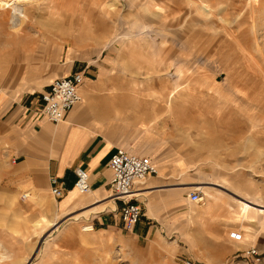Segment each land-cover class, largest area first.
<instances>
[{"label": "rangeland", "instance_id": "374dc122", "mask_svg": "<svg viewBox=\"0 0 264 264\" xmlns=\"http://www.w3.org/2000/svg\"><path fill=\"white\" fill-rule=\"evenodd\" d=\"M24 6L33 21L20 31L9 24L10 12L0 10V100L5 87L12 96L37 92L61 76L70 47L76 58L111 57L134 82L136 103L171 91L174 114L163 117L189 148L183 154L189 163L184 173L169 169L163 176L179 190L174 198L138 197L146 213L141 224L152 227L144 236L126 230L118 212L112 224L92 231L74 214L29 216L25 193L11 181L14 126L10 112H0V264H256L243 255L255 246L235 249L242 242L229 233L254 229L241 219L242 202L264 205V119L250 113L259 106L241 101H251L254 84L264 89V0H30ZM193 191L199 202L190 199ZM255 208L248 217L254 221Z\"/></svg>", "mask_w": 264, "mask_h": 264}, {"label": "crops", "instance_id": "0c3cea01", "mask_svg": "<svg viewBox=\"0 0 264 264\" xmlns=\"http://www.w3.org/2000/svg\"><path fill=\"white\" fill-rule=\"evenodd\" d=\"M71 49L67 66L60 75L84 71V82L80 87L82 100L59 123L51 122L42 114L40 98L61 76L45 83L37 92L19 91L12 96L6 93L5 87L0 112H10L14 126L15 165L12 166L11 181L18 193H28L23 207L29 216L58 219L74 214L73 217L86 219V223L105 227L114 222L121 205L120 201L111 198L110 190L113 177L110 160L118 148L149 157L159 165V175L150 176L137 186L141 190L138 197L149 193L172 198L179 190L164 184L163 176L169 169H178L181 173L187 171L189 159L183 154L189 148H183L182 141L174 139V129L163 117L174 114L173 97H169L171 91L151 94L136 103L134 82L112 65L111 57L76 58L74 47ZM202 156L203 150L197 155L198 161ZM78 166L90 174V193L80 194L76 188L75 169ZM53 178L58 179V185L64 190V196L60 198L52 193ZM240 206L241 219L252 223L254 229L244 231V240L235 249L257 247L263 256L261 264H264V222H260L264 213L259 214V208L254 207L258 214L254 221L248 218L251 210ZM145 215L144 212L143 217ZM151 231L149 223L142 225L140 221L133 232L144 236Z\"/></svg>", "mask_w": 264, "mask_h": 264}, {"label": "built area", "instance_id": "2783aa9c", "mask_svg": "<svg viewBox=\"0 0 264 264\" xmlns=\"http://www.w3.org/2000/svg\"><path fill=\"white\" fill-rule=\"evenodd\" d=\"M84 82V71H78L68 76L56 78L49 86L48 91L42 93V114L51 122L59 123L67 114L82 100L80 87ZM113 177L110 184L111 198L120 201L118 212L121 214L123 226L128 231H134L137 224L144 215V209L138 199L135 189L140 183L150 176L158 174V166L153 160L146 156H139L124 148H118L110 160ZM77 180L76 188L82 194L92 191L90 174L87 169L78 166L75 169ZM54 196H64V190L58 185V179H52ZM23 199L28 194H23ZM193 202L201 200L200 192L193 191L190 194ZM94 225L87 223L83 230L92 231ZM230 239L243 242L244 234L239 230L229 233ZM244 257L251 259L254 263H261L263 256L255 247L245 250ZM184 264H197L195 261L185 259Z\"/></svg>", "mask_w": 264, "mask_h": 264}, {"label": "bare ground", "instance_id": "6f19581e", "mask_svg": "<svg viewBox=\"0 0 264 264\" xmlns=\"http://www.w3.org/2000/svg\"><path fill=\"white\" fill-rule=\"evenodd\" d=\"M256 2H254L253 4L251 3L252 4V9H251V18L252 19L254 18V9H255ZM29 3H30V0H0V10H8L10 12L9 13V24L13 28L16 27L15 31H20V29L24 26V24L27 21H29V20L30 21H33V15L31 14V16H29L28 14H26V11H25V6L24 5H27ZM205 10H208L209 11L208 13H211L212 10L214 12V9L210 8L208 5H205ZM220 20H218V21H220ZM243 50H244V48H243ZM250 66H251V64H250ZM260 73H261V71H260ZM261 78H263V77H261ZM262 88H263L262 83H260V84H254L253 89L255 90L256 94L253 95V94H251L252 92H250V93L247 94V97H248L247 100H250L251 99V101H243V100H241V101L243 102L244 105L249 106V107H251V106H254V107L259 106V109H257V111H251L250 113L255 112V114H257L256 115L257 117H261L262 119H264V96H263L264 89H262ZM211 92L216 95V93L218 91L213 90ZM242 99H245V98H242ZM247 112H249V111H247ZM200 148L201 149L199 151L202 152V148L203 147H200ZM199 151H198V153H199ZM144 181H142L140 183V185ZM220 186H221V184H220ZM197 188H199V189L201 188L202 189L204 187L203 186H198ZM135 190H136L135 193H137V194H139V192H141V190H139L138 188L135 189ZM254 204L255 203H252V202H249V201L242 202V205H243V207H245V210H246V208H249V210H251L252 208L255 207ZM258 212H259V214H263L264 213V206L263 205H261V207L259 208V211ZM42 221H44V218H42ZM88 238L87 239L86 238L85 239H82V241L84 243H88L89 242V239Z\"/></svg>", "mask_w": 264, "mask_h": 264}]
</instances>
